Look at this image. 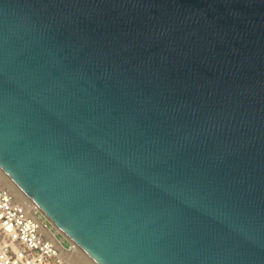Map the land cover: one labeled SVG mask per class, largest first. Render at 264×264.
<instances>
[{
	"label": "water",
	"instance_id": "1",
	"mask_svg": "<svg viewBox=\"0 0 264 264\" xmlns=\"http://www.w3.org/2000/svg\"><path fill=\"white\" fill-rule=\"evenodd\" d=\"M0 170L95 264H264V0H0Z\"/></svg>",
	"mask_w": 264,
	"mask_h": 264
},
{
	"label": "built area",
	"instance_id": "2",
	"mask_svg": "<svg viewBox=\"0 0 264 264\" xmlns=\"http://www.w3.org/2000/svg\"><path fill=\"white\" fill-rule=\"evenodd\" d=\"M52 230L39 218V211L15 203L10 192L0 185V264H64L56 244L41 231ZM54 238L62 246L54 234Z\"/></svg>",
	"mask_w": 264,
	"mask_h": 264
},
{
	"label": "bare ground",
	"instance_id": "3",
	"mask_svg": "<svg viewBox=\"0 0 264 264\" xmlns=\"http://www.w3.org/2000/svg\"><path fill=\"white\" fill-rule=\"evenodd\" d=\"M0 185L3 188H7L9 190L15 203L24 205L29 211L36 209L42 214L39 208L32 201H30L22 193V191L18 189L1 170H0ZM44 218L48 222H50L53 228L56 229V233L61 234L71 244V247L69 250L67 251L62 250V248L59 246V244L54 238V234L56 233L49 234V232L43 226L40 225L41 231L44 232L47 235V237H49L56 244L58 250L60 251L59 259L62 260L64 264H92L91 262L92 260L89 259V257H87L85 253H83L81 249L62 230H60L47 217H44Z\"/></svg>",
	"mask_w": 264,
	"mask_h": 264
},
{
	"label": "rangeland",
	"instance_id": "4",
	"mask_svg": "<svg viewBox=\"0 0 264 264\" xmlns=\"http://www.w3.org/2000/svg\"><path fill=\"white\" fill-rule=\"evenodd\" d=\"M7 189V188H5ZM8 190V189H7ZM9 191V190H8ZM39 218L42 222H45L47 226L52 230L53 233H56V229L52 227V225L42 216V214L39 212ZM56 237L59 241H62V246L69 247L71 244L59 233H56ZM88 257V256H87ZM90 259V258H89ZM92 264H95L93 261H91Z\"/></svg>",
	"mask_w": 264,
	"mask_h": 264
}]
</instances>
